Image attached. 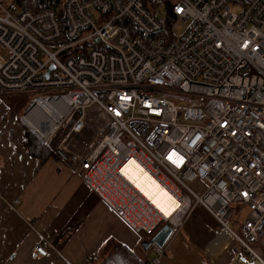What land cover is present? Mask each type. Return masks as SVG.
Wrapping results in <instances>:
<instances>
[{
	"label": "built area",
	"instance_id": "1",
	"mask_svg": "<svg viewBox=\"0 0 264 264\" xmlns=\"http://www.w3.org/2000/svg\"><path fill=\"white\" fill-rule=\"evenodd\" d=\"M0 50V94L31 95L23 131L141 240L201 205L218 227L209 255L221 240L226 264H264V0H0ZM129 160L171 213L123 171ZM144 250L160 264L168 245Z\"/></svg>",
	"mask_w": 264,
	"mask_h": 264
},
{
	"label": "crops",
	"instance_id": "2",
	"mask_svg": "<svg viewBox=\"0 0 264 264\" xmlns=\"http://www.w3.org/2000/svg\"><path fill=\"white\" fill-rule=\"evenodd\" d=\"M3 110L0 109V264H92V254L111 238L148 259L141 236L77 173L54 156L39 165L29 155L22 144L24 131L16 119L22 109L12 117ZM217 230L215 219L197 205L168 239V251L160 264H216L220 255L216 249L224 242L213 241L211 255L205 246ZM44 240L48 241L47 257L33 253V247Z\"/></svg>",
	"mask_w": 264,
	"mask_h": 264
},
{
	"label": "trees",
	"instance_id": "3",
	"mask_svg": "<svg viewBox=\"0 0 264 264\" xmlns=\"http://www.w3.org/2000/svg\"><path fill=\"white\" fill-rule=\"evenodd\" d=\"M20 7L32 9L53 8L60 11L63 0H14ZM22 144L39 165L43 164L51 152L45 145L36 140L28 131H24ZM64 232H62L63 234ZM92 264H146L147 259H142L135 251L126 245L111 238L105 241L100 248L92 254Z\"/></svg>",
	"mask_w": 264,
	"mask_h": 264
},
{
	"label": "bare ground",
	"instance_id": "4",
	"mask_svg": "<svg viewBox=\"0 0 264 264\" xmlns=\"http://www.w3.org/2000/svg\"><path fill=\"white\" fill-rule=\"evenodd\" d=\"M123 171L128 172L134 177L133 179L131 175H128L131 180H137L136 184L155 202V204H157V206L163 209V212L171 213L173 208H175L176 203L172 200L168 191L160 184L151 180L146 174L141 173L140 168L137 167L133 161L129 160L124 166ZM139 173H141V177L138 176Z\"/></svg>",
	"mask_w": 264,
	"mask_h": 264
},
{
	"label": "rangeland",
	"instance_id": "5",
	"mask_svg": "<svg viewBox=\"0 0 264 264\" xmlns=\"http://www.w3.org/2000/svg\"><path fill=\"white\" fill-rule=\"evenodd\" d=\"M182 29H183L182 24L176 26L175 28L176 33L177 34L181 33ZM95 47L103 48L102 44L97 43V44L88 45L87 47H85L84 49H80L79 51H88L90 48H95ZM48 48H50V45H48ZM1 52L2 51L0 50V54ZM30 97L31 95L25 93L0 94V109H4L3 111L7 112L6 114L7 117H12L19 111V109L23 108V106L28 102ZM194 185L201 187V185L197 183H195ZM231 254H232V250L230 247H228L219 255V259L216 261V264H223L230 258Z\"/></svg>",
	"mask_w": 264,
	"mask_h": 264
},
{
	"label": "water",
	"instance_id": "6",
	"mask_svg": "<svg viewBox=\"0 0 264 264\" xmlns=\"http://www.w3.org/2000/svg\"><path fill=\"white\" fill-rule=\"evenodd\" d=\"M54 69V64H50L47 68V71L43 74L45 78H48V75L51 70ZM172 228L168 224H164L149 240H143L142 246L144 249H147L151 243H155L157 246H163L172 235Z\"/></svg>",
	"mask_w": 264,
	"mask_h": 264
},
{
	"label": "snow or ice",
	"instance_id": "7",
	"mask_svg": "<svg viewBox=\"0 0 264 264\" xmlns=\"http://www.w3.org/2000/svg\"><path fill=\"white\" fill-rule=\"evenodd\" d=\"M169 159H171V156L169 157ZM165 214L167 215L168 213L166 212Z\"/></svg>",
	"mask_w": 264,
	"mask_h": 264
}]
</instances>
